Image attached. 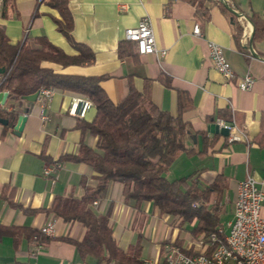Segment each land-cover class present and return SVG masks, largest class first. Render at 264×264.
<instances>
[{"label": "crops", "instance_id": "1", "mask_svg": "<svg viewBox=\"0 0 264 264\" xmlns=\"http://www.w3.org/2000/svg\"><path fill=\"white\" fill-rule=\"evenodd\" d=\"M2 1L0 23L5 24L12 42H19L27 35L44 34L66 52L77 53L51 18L49 13L55 11L40 4V0H17L18 12L8 18L2 17ZM246 2L231 0L232 7L245 17L239 19L235 15L243 27L236 39L231 15L215 2H209L210 17L203 21L187 0H69L74 18L72 36L76 42L90 46L95 58L83 66H69L66 71L107 74L101 85L115 102L128 94L130 75L138 89H143L144 78L150 77L152 100L172 114H177L182 94H187L193 105L183 112V118L196 131L189 143L197 150L203 149L199 131H208L212 136L211 124L228 121L227 116L235 112L243 114L241 127L247 139L229 142L220 134L214 148L207 153L182 152L168 171L169 178H176L204 168L203 175L208 179L223 172L229 178L228 192L232 193L233 202L239 182L248 174L258 180L264 192V145L254 139L264 129V36L254 37L255 25L251 20L254 13L264 19V0ZM122 4L126 7L122 8ZM145 15L151 20L158 48L166 49V55L150 53L136 59L120 58L117 49L125 39V30L138 25ZM196 24L200 25L201 35L193 32ZM208 40L223 46L226 58L239 77L248 72L252 74L254 83L250 89H240L236 80H227L215 68L208 54ZM162 74L170 79L171 85L160 78ZM78 95L86 96L55 89L45 108L48 114L45 120L41 117L40 98L35 102L23 99L12 104L8 97L1 106L6 112L19 109L22 114L27 107L30 111L20 134L13 132L16 122L0 121V264H95L93 258L82 259L76 246L64 239L81 240L86 227L79 221L66 222L47 211L57 195H81L82 178L91 185L96 183L95 171L89 164L58 161L62 155L76 153L82 139L91 146L97 141L91 133H83L78 127L80 117L69 113L71 101ZM95 111V106L90 108L85 119L91 120ZM46 168H50L49 174L45 173ZM5 187L13 189L15 202L39 211L27 212L13 205L1 195ZM95 208L102 213L110 210L114 237L122 249L128 251L130 246L140 243V264H147L148 260L163 264L166 245L177 240L186 249L198 250L189 231L191 223L162 214L150 201L139 207L127 203L120 181L110 183L105 198ZM49 224L53 225L54 234L42 243L22 234L17 245L15 237L4 229L26 227L29 233Z\"/></svg>", "mask_w": 264, "mask_h": 264}, {"label": "trees", "instance_id": "2", "mask_svg": "<svg viewBox=\"0 0 264 264\" xmlns=\"http://www.w3.org/2000/svg\"><path fill=\"white\" fill-rule=\"evenodd\" d=\"M16 1H2V17L8 18L18 12ZM187 1L195 6L196 16L203 21L210 17L209 2L218 3L231 15L235 36L239 39L243 27L222 1ZM227 1L231 4V0ZM39 3L55 11L49 13L51 18L77 53L66 52L44 34L27 35L14 43L6 32L5 24L0 23V93L8 91L12 104L23 100V95L43 88L74 91L93 101L96 109L94 117L91 120L79 118L77 125L83 133L89 132L96 137L95 146L82 139L76 153L62 155L58 161L89 164L95 171L96 183L91 185L86 178H82L81 195H57L47 208L56 217L66 222L79 221L87 229L81 240L71 237L64 239L76 246L82 259L93 258L95 264H140V243L130 246L128 251L122 249L114 237L110 210L102 213L95 208V201L98 204L105 198L112 181L123 183L127 203L139 207L143 202L150 201L162 214L177 216L184 223H191L189 231L196 239L216 230L222 225L219 209L229 188V178L220 172L208 179L203 175L204 168L176 178H169L167 174L180 153L204 155L214 148L220 133L211 136L208 131H199L203 137V149L197 150L191 146L190 136L196 131L183 118V112L193 105L191 99L187 94H182L178 112L172 114L152 100L150 77H145L143 89H138L130 75L128 94L115 102L101 85L107 74L85 75L66 71L69 66H83L91 62L95 52L87 44L74 40V18L69 0H40ZM251 20L255 25L254 37H263L264 19L254 13ZM117 50L120 58L136 59L141 55L136 43L126 38L119 43ZM160 78L171 85L167 76L162 74ZM20 111L13 109L6 112L0 106V115L8 117L10 122L17 121ZM233 118L243 126L242 113L227 116L228 121ZM254 139L264 145V129ZM225 140L228 141V137ZM13 193V189L5 187L1 195L27 212L39 211L15 202ZM4 229L15 237L17 245L22 234L30 235L39 243L49 239L48 235L37 229L29 233L26 227L10 226ZM175 243L182 246L181 240ZM183 248L189 254L195 253L192 248ZM132 252L133 255H130Z\"/></svg>", "mask_w": 264, "mask_h": 264}, {"label": "built area", "instance_id": "3", "mask_svg": "<svg viewBox=\"0 0 264 264\" xmlns=\"http://www.w3.org/2000/svg\"><path fill=\"white\" fill-rule=\"evenodd\" d=\"M121 6L122 8L126 7L125 4ZM237 16L239 19L245 18L241 12ZM193 32L196 35H201L199 24L194 26ZM125 38L136 43L141 55L159 53L161 56H165L167 53L166 49L158 48L152 23L147 15L140 19L138 25L128 27L125 30ZM207 45L209 57L215 68L227 80H236L238 87L242 90L252 87L254 83L252 74L248 72L239 77L226 58L220 43L208 40ZM53 92L54 90L50 88L40 90L39 98L43 102L41 117L44 120L48 119L45 108ZM93 106V101L89 97L74 96L69 107V113L85 118L88 110ZM218 123L229 127V142L247 139L243 128L236 122L235 118L232 121L220 120ZM49 172L50 168H46L45 173L49 174ZM96 203L97 201H95ZM41 231L45 235L51 236L54 234V227L49 224L43 226ZM216 232H224V240H217ZM196 241L200 249L193 254L187 253L182 246L175 242L167 244L163 264H239L237 260L229 258L228 251L224 249V242H233L239 251H244L251 259H255L256 264H264V192L252 174H248L238 184L234 199L233 217L228 221L227 228L221 225L208 235H201ZM147 264L153 263L148 260Z\"/></svg>", "mask_w": 264, "mask_h": 264}, {"label": "water", "instance_id": "4", "mask_svg": "<svg viewBox=\"0 0 264 264\" xmlns=\"http://www.w3.org/2000/svg\"><path fill=\"white\" fill-rule=\"evenodd\" d=\"M222 1L225 6L231 11L233 12L235 15H238L240 12L238 10H236L234 7L231 6V4L227 1V0H219ZM252 50V49H251ZM2 71V69H0V72ZM40 95V90H37L33 93L27 94V95H23V99H26L28 101H32L35 102ZM9 97V92L8 91H3L0 93V106L5 105L7 98ZM30 111V108L27 107L25 109V113L19 114L18 119L16 121L15 124H13V132L16 134H20L21 131L23 130L26 120L28 118V112ZM0 121L8 124L9 123V119L6 117H1L0 116ZM209 130L213 133H220L221 135L228 137L230 134V129L229 127L225 126V125H220L218 122L211 124L209 126Z\"/></svg>", "mask_w": 264, "mask_h": 264}, {"label": "rangeland", "instance_id": "5", "mask_svg": "<svg viewBox=\"0 0 264 264\" xmlns=\"http://www.w3.org/2000/svg\"><path fill=\"white\" fill-rule=\"evenodd\" d=\"M246 1L247 0H243L244 4H247ZM222 202L223 203L221 204L220 209H219L220 221H221L222 226L227 228L228 221L233 217V211H234V202H233L232 193L226 190ZM193 242H195V248H198L199 250L200 248L198 246L196 238L193 239Z\"/></svg>", "mask_w": 264, "mask_h": 264}, {"label": "bare ground", "instance_id": "6", "mask_svg": "<svg viewBox=\"0 0 264 264\" xmlns=\"http://www.w3.org/2000/svg\"><path fill=\"white\" fill-rule=\"evenodd\" d=\"M216 239L224 240V232H216ZM224 249L228 251L229 258L237 260L239 264H256L255 259H251L244 251H239L233 242H224Z\"/></svg>", "mask_w": 264, "mask_h": 264}]
</instances>
